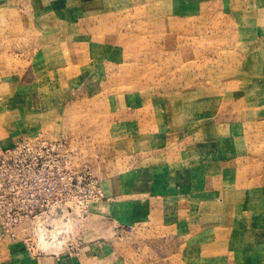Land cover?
<instances>
[{"label": "rangeland", "instance_id": "rangeland-1", "mask_svg": "<svg viewBox=\"0 0 264 264\" xmlns=\"http://www.w3.org/2000/svg\"><path fill=\"white\" fill-rule=\"evenodd\" d=\"M262 88L264 10L249 0H0V139L67 135L104 192L69 221L0 226V264H264L254 229L160 191V154L186 156L207 134L252 180ZM139 159L151 194L104 191Z\"/></svg>", "mask_w": 264, "mask_h": 264}, {"label": "crops", "instance_id": "crops-1", "mask_svg": "<svg viewBox=\"0 0 264 264\" xmlns=\"http://www.w3.org/2000/svg\"><path fill=\"white\" fill-rule=\"evenodd\" d=\"M184 1L192 5V0ZM249 1L258 10H264V0ZM257 89L259 91L260 88ZM261 90L262 100H264V90L263 88ZM260 110L261 113L255 119V140L264 142L263 137L260 136V134L264 135V130H259L264 122L263 102L261 106H257V113ZM205 133L198 132L197 135L202 134L204 136ZM207 137L209 138L191 142L186 156H183V151L179 153V156L173 154V157L171 155L165 156L164 152L160 154V160L163 162H161L160 171L162 174L160 175V191L174 192L175 195L172 199L176 200L177 209H182L180 207L182 206L181 202L187 200L189 204L195 207L193 213L198 215V218L203 216L216 225L222 221L228 225L226 227L231 232L239 229L241 236L243 233H251L254 229L259 234L257 238L264 240V167L258 170L255 175L250 176L253 183L244 172V168L246 169V166L249 165L242 162L244 157L241 156L237 159L238 164L234 165L237 167L235 169L229 166L232 165L231 161L223 162L227 158L237 157L240 154L232 150L230 142L217 139L216 143V139L211 138L208 134ZM5 142L10 143L9 141ZM216 148L218 152L222 150L217 156ZM175 149L179 150L178 148ZM212 160L215 162L218 160L217 163L219 164L223 162L221 171L220 165L215 166L216 163ZM141 162L142 159H139L138 163L134 165L135 167L129 169L126 184L119 185L118 188L112 185L108 189L104 186V191H110L112 195H119L123 187L127 188L130 195L146 196L151 194L155 187L154 181L151 183L146 178L145 172L149 166H144ZM217 170L219 172H216ZM164 175L166 185H163L162 182ZM165 206H168V203H165ZM252 224L254 225L252 226ZM260 234L262 235L260 236Z\"/></svg>", "mask_w": 264, "mask_h": 264}, {"label": "built area", "instance_id": "built-area-1", "mask_svg": "<svg viewBox=\"0 0 264 264\" xmlns=\"http://www.w3.org/2000/svg\"><path fill=\"white\" fill-rule=\"evenodd\" d=\"M104 197L99 179L67 135L0 139V226L69 221Z\"/></svg>", "mask_w": 264, "mask_h": 264}]
</instances>
